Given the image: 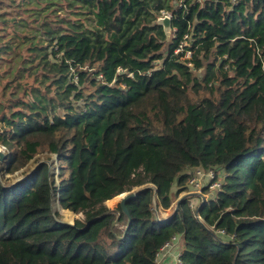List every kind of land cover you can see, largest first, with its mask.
<instances>
[{"label": "trees", "instance_id": "16d2710c", "mask_svg": "<svg viewBox=\"0 0 264 264\" xmlns=\"http://www.w3.org/2000/svg\"><path fill=\"white\" fill-rule=\"evenodd\" d=\"M2 84L0 264H264V0H0Z\"/></svg>", "mask_w": 264, "mask_h": 264}, {"label": "built area", "instance_id": "2783aa9c", "mask_svg": "<svg viewBox=\"0 0 264 264\" xmlns=\"http://www.w3.org/2000/svg\"><path fill=\"white\" fill-rule=\"evenodd\" d=\"M187 56L188 57L191 56V51L187 52ZM0 150H2L5 153L7 148L6 146L0 144ZM222 178H223V174L222 172H220L219 169L216 168L205 169L203 167H197L192 171V174L186 185L187 189L183 192L189 195L200 194L203 199L201 204H203V202L208 200L207 197L209 193H213L217 197V191L222 186ZM207 186L209 187V191L205 192L204 188ZM191 205L193 206L192 202ZM197 215L200 218V215L198 213ZM220 232L224 233V230H220ZM179 237L180 235L173 236V238L162 247V249L160 250L157 256V260L159 264L165 254L172 255L173 250L178 244ZM181 263H182L181 250H179L174 254V264H181Z\"/></svg>", "mask_w": 264, "mask_h": 264}, {"label": "rangeland", "instance_id": "374dc122", "mask_svg": "<svg viewBox=\"0 0 264 264\" xmlns=\"http://www.w3.org/2000/svg\"><path fill=\"white\" fill-rule=\"evenodd\" d=\"M166 14H169L168 12H162V16H164V15H166ZM52 58H53V56H51ZM202 71H198L197 72V74H200ZM3 85L4 84H2V86H1V90H2V88H3ZM1 100H4V98L2 97V95H1V93H0V101ZM0 126H1V123H0ZM50 156V154L49 153H47V152H41L39 155H38V158L40 159V161H38V160H36V161H32L31 163H30V166L32 167V169H34L40 162H42V161H47L48 163H50L51 164V162L54 160L55 161V165H57L58 164V160H57V156L56 155H54V154H52L51 156V158L49 157ZM27 167L25 166V167H23V168H21L20 170L21 171H23V170H25ZM53 170V169H52ZM55 172H56V174H58V172H59V169L58 168H56L55 169ZM22 172H19V171H17V172H15L14 174H9V175H7L10 179H12L13 181H15V180H18V179H21L22 178V174H21ZM56 179H58V176H56ZM137 189H139V187H136L133 191H135V190H137ZM216 192V191H215ZM214 192V193H215ZM205 194H207V193H205ZM187 196V193H184V192H182L180 195H178V192H177V187L175 186V188H174V191H173V193H172V198H173V203H172V206L169 208V209H164V208H161V206H159V205H157L156 203H155V211H156V215L158 216V217H162V218H164V217H166V216H169L174 210H175V208H177V205H178V202H179V200H180V198L181 197H183V196ZM213 197H216V195L215 194H213V193H209L208 194V200H211V198H213ZM121 196H119L118 198H116V200H114V202L113 203H107V201H106V203L104 202L103 204H102V208L103 209H113V208H116L118 205H119V201L121 200ZM202 197H201V195L200 194H198V195H196V196H193L192 198H191V202H192V204H193V207L194 208H198L200 205H201V203H202ZM52 208H53V211H55V212H60V214H61V219L63 220V221H66V222H74V220H75V218L76 217H81L82 215H81V213H74V212H72V211H70V210H67V209H64L62 206H61V203H60V201H59V198H57V199H54L53 200V203H52Z\"/></svg>", "mask_w": 264, "mask_h": 264}, {"label": "water", "instance_id": "95a60500", "mask_svg": "<svg viewBox=\"0 0 264 264\" xmlns=\"http://www.w3.org/2000/svg\"><path fill=\"white\" fill-rule=\"evenodd\" d=\"M158 23L164 26V30H165L167 36L170 37L171 31H172V18H171V15L170 14H166L164 16L159 17ZM5 157H6V154L2 150H0V159L3 160ZM137 192L138 191L125 192V193L122 194V196H121L122 198L119 201L122 209L128 215H129V210H128V207H127V202H128L129 199L133 198L137 194ZM187 195H189V194H187ZM117 222H118V219L114 222V224H117ZM130 222H131V219L129 221L128 226L130 225ZM70 223H72V222H70Z\"/></svg>", "mask_w": 264, "mask_h": 264}, {"label": "crops", "instance_id": "0c3cea01", "mask_svg": "<svg viewBox=\"0 0 264 264\" xmlns=\"http://www.w3.org/2000/svg\"><path fill=\"white\" fill-rule=\"evenodd\" d=\"M162 208V207H161ZM182 248H183V240H182V236L179 237V240H178V244L177 246L175 247V249L173 250L172 252V255H164L160 264H174V254L175 252L181 250L182 251Z\"/></svg>", "mask_w": 264, "mask_h": 264}, {"label": "bare ground", "instance_id": "6f19581e", "mask_svg": "<svg viewBox=\"0 0 264 264\" xmlns=\"http://www.w3.org/2000/svg\"><path fill=\"white\" fill-rule=\"evenodd\" d=\"M123 194V193H122ZM122 194H120V196H122Z\"/></svg>", "mask_w": 264, "mask_h": 264}]
</instances>
